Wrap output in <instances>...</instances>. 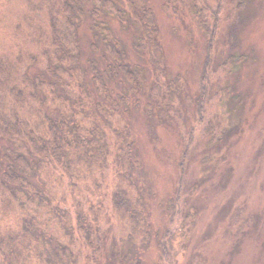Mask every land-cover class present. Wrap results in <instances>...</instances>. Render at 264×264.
I'll list each match as a JSON object with an SVG mask.
<instances>
[{
    "label": "rangeland",
    "instance_id": "1",
    "mask_svg": "<svg viewBox=\"0 0 264 264\" xmlns=\"http://www.w3.org/2000/svg\"><path fill=\"white\" fill-rule=\"evenodd\" d=\"M112 1L127 11L126 26L115 15L90 12L103 7L105 0H88L77 42L85 86L78 88L76 81L64 77L75 94L59 86L67 99L60 100L55 91L52 106L44 98L55 76L39 44L48 28L46 16L33 10L28 0H0V53L31 52L39 62L30 65L38 99L34 103L59 118L66 112L59 111L65 103L73 121L87 120L95 127L94 136L105 138L106 165L97 174V184L58 171L56 193L45 190L47 202L62 210L61 217L65 211L71 215L62 217L69 229L63 243L78 264H264V0H145L159 27L165 80L175 94L165 110L152 96L155 70L149 54L136 46L144 33L131 21L128 3ZM198 8L209 28L201 24ZM215 22L219 25L213 34ZM103 23L123 44L126 63L142 77L140 86L126 78L105 50L98 34ZM94 65L112 101L94 83ZM115 128L124 133V146L135 143L141 162L133 179L144 198L149 234L144 240L129 238L131 231L124 233L114 212L115 178L123 170ZM15 147L10 141L0 144L2 153ZM72 183L80 191L74 193ZM179 192L181 213L176 217L170 205ZM74 195L86 206L87 226L104 240L101 250L98 244L97 249L90 247L79 229ZM91 209H99L100 223ZM169 230L171 263L162 260V253L164 258L169 251L161 245Z\"/></svg>",
    "mask_w": 264,
    "mask_h": 264
},
{
    "label": "trees",
    "instance_id": "2",
    "mask_svg": "<svg viewBox=\"0 0 264 264\" xmlns=\"http://www.w3.org/2000/svg\"><path fill=\"white\" fill-rule=\"evenodd\" d=\"M111 1L105 0L103 7L95 6L90 12L93 15L105 12L115 15L126 26L129 18L127 11L116 7ZM125 1L132 11L131 21L144 33V37L139 38L143 42L136 46L138 50L144 49L148 52L154 66L152 96L158 100L161 109L165 110L175 94L170 92L171 85L165 80L167 69L163 48L157 38L159 27L154 21V13L145 0ZM192 1L199 3V0ZM87 2L88 0H28L33 10L46 16L45 23L48 26L43 31V40H38L41 47L43 46L42 55L50 60L48 71L55 76L51 90L45 89L44 102L48 105H54V96L57 91L59 93V86L66 94L72 93L63 83L64 77L69 81H76L78 88L85 86L77 42L78 29L84 20ZM221 3H226V0ZM110 6L116 9L112 10ZM221 7L222 5L219 9ZM198 9L201 24L209 28L203 9ZM218 25L215 22L213 34ZM101 30L98 34L103 36L105 50L115 59L126 78L140 86L142 77L126 63L123 44L113 38V31L106 23H103ZM236 58H233L232 65L238 64ZM37 60L31 52L0 53V144L10 141L16 146L14 149L8 148L6 153H2L0 149V264H78L75 254L63 243L69 232L68 227L63 225L64 219H69L71 215L69 211H65L63 219L59 213L62 210L47 202L50 199L45 190L55 192L61 181L58 171L65 172L71 179L80 175L82 180L89 178L97 184V174L106 165L105 138L95 137V127L90 128L87 120L73 121L72 115L66 113L69 109L65 103L59 109L66 111L61 112L64 115L62 118L44 112L42 107L34 103L38 99L34 92L35 82L33 83L30 65L39 64ZM93 72L94 83L112 101L113 96L106 80L95 65ZM205 75L204 80L208 79L206 71ZM56 97L63 101L67 99L61 93ZM200 106L202 107L201 104ZM115 132L118 139L117 160L123 170L115 178L114 212L119 217L124 233L131 231L129 238L133 241L144 240L149 235L144 198L139 184L133 179L134 171L141 168V162L136 156L135 143L129 142L124 146V133L116 128ZM180 165L185 172V159ZM72 188L74 193L76 190L80 191L76 183H72ZM178 195V199L172 200L170 205V210L177 212L176 217L181 213L179 200L182 193L179 192ZM74 204L79 229L87 243L94 249H97L98 244V249L101 250L104 240L95 236L87 226V209L77 195H74ZM91 211L95 214L96 223H100L97 214L99 209ZM185 217L188 219L190 215ZM175 221L172 217V222ZM170 232H165L161 245L165 253L169 251L171 256L170 259L169 255L163 258L162 253V260H170L171 263V250H168L170 241L167 239Z\"/></svg>",
    "mask_w": 264,
    "mask_h": 264
}]
</instances>
